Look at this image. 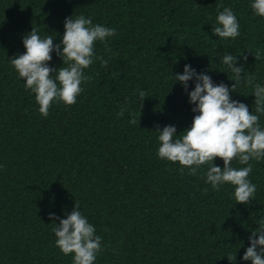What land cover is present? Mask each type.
<instances>
[{"label": "trees", "instance_id": "1", "mask_svg": "<svg viewBox=\"0 0 264 264\" xmlns=\"http://www.w3.org/2000/svg\"><path fill=\"white\" fill-rule=\"evenodd\" d=\"M253 2L0 0V264H73L74 253L56 246L59 220L49 213L65 219L75 204L101 237L94 264H251L242 257L264 221V157L248 162L257 190L251 203L239 204L234 185L206 183L209 164L189 175L179 162L161 159L155 131L174 125V139L181 138L198 114L188 95L194 78L188 92L175 80L186 64L231 88L223 56L246 55L237 66L264 86V17ZM223 7L240 25L234 39L212 33ZM80 15L116 35L95 42L76 103L54 100L45 118L9 59L25 53L23 37L33 28L60 44L65 18ZM51 55L50 67L68 66ZM252 93L240 82L230 96L257 114ZM257 115L264 129V114ZM214 164L224 166L220 158ZM231 166L248 165L237 157Z\"/></svg>", "mask_w": 264, "mask_h": 264}, {"label": "clouds", "instance_id": "2", "mask_svg": "<svg viewBox=\"0 0 264 264\" xmlns=\"http://www.w3.org/2000/svg\"><path fill=\"white\" fill-rule=\"evenodd\" d=\"M251 7L256 15L264 17V0H254ZM216 22L212 33L219 38L234 39L240 35V25L231 7H223L218 12ZM64 27L60 44H54L51 35L41 38L33 28L23 37L25 53L9 59L19 77L25 81L26 90L35 94L39 112L45 118L54 100L58 99L66 105L76 103L77 96L82 92V82L90 79L83 70L93 63L95 42H104L106 38L116 35L114 28L93 25L92 19L83 15L65 18ZM54 51L62 58L63 64H68L67 67L54 69L49 66ZM258 56L259 53H256ZM96 59L100 60L102 66H108V61L102 56ZM238 59L246 61L247 56H223V63L234 74L231 80L235 83L231 88L223 82L214 83L206 72L197 73L191 65L186 64L183 73L175 75V80L188 92V82L194 78V90L188 95L189 102L195 105L192 111L198 114L181 138L174 139L177 136L174 125H167L162 130L157 126L155 132L159 133L158 156L161 159L179 162L190 169L189 175H196L201 165L209 164L206 183L216 190L225 183L234 185L236 203L248 205L257 190V186L248 179L253 170L248 162L264 157V129L260 127L257 115L264 114V86L253 83L255 77L248 75L242 64L237 66ZM53 73H56L55 79L52 78ZM240 82L253 87L257 114L250 112L243 102L231 98L230 93ZM139 97L143 104L146 92L139 91ZM125 111L126 108L122 107L117 115L123 116ZM129 115L135 117V113ZM129 123L135 125L137 120L133 118ZM237 157L241 164L248 166L233 168L231 162ZM215 158L223 160V168L214 164ZM49 219L59 220V225L54 223L52 230L61 252L64 255L74 253L73 264H94L101 251V237L95 234V226L82 215L79 205L75 204L65 219L54 213H49ZM249 244L242 259L251 261V264H264V221L258 231L252 232Z\"/></svg>", "mask_w": 264, "mask_h": 264}]
</instances>
